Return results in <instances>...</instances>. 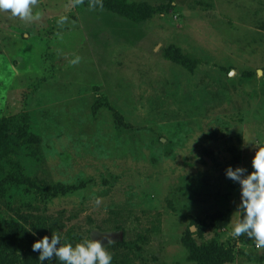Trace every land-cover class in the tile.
Here are the masks:
<instances>
[{
    "label": "rangeland",
    "instance_id": "374dc122",
    "mask_svg": "<svg viewBox=\"0 0 264 264\" xmlns=\"http://www.w3.org/2000/svg\"><path fill=\"white\" fill-rule=\"evenodd\" d=\"M102 3L0 13V264L57 231L112 264H264L225 175L264 143V0Z\"/></svg>",
    "mask_w": 264,
    "mask_h": 264
},
{
    "label": "clouds",
    "instance_id": "9594fccd",
    "mask_svg": "<svg viewBox=\"0 0 264 264\" xmlns=\"http://www.w3.org/2000/svg\"><path fill=\"white\" fill-rule=\"evenodd\" d=\"M84 0H71L70 7L83 4ZM40 0H0V13L10 14V18L19 19L25 23H31L38 19V13L34 8ZM97 5L103 8L102 0H90L89 8L94 9ZM67 21V16H61L58 23ZM80 58L76 57L71 61L78 64ZM255 147V153L251 160L252 171L241 167L233 169L228 166L225 169L227 178L240 185V202L234 213L236 220L232 224L231 236L234 238L247 236L255 242L257 249L264 248V143ZM102 203L99 197L94 198V204L99 207ZM35 235V233H32ZM107 244L114 241L108 235L103 236ZM32 250L39 252L38 260L44 262L57 258L61 264H112V255L106 250L101 239L86 237L75 243L62 241L61 234L51 233L43 236L32 244Z\"/></svg>",
    "mask_w": 264,
    "mask_h": 264
},
{
    "label": "trees",
    "instance_id": "16d2710c",
    "mask_svg": "<svg viewBox=\"0 0 264 264\" xmlns=\"http://www.w3.org/2000/svg\"><path fill=\"white\" fill-rule=\"evenodd\" d=\"M84 1L90 2V0H84ZM2 128H3V124H2V121H0V150L7 149V147L9 146L8 141L11 137L10 133H8V131L6 132V131L2 130ZM18 227H22V225L19 224ZM2 230H3L4 234L9 235V234H11L10 232L12 229L11 228L7 229V228L2 227ZM36 240L37 239H35V241ZM35 252H37V251H33V250L30 251L29 250V253L32 255L31 256L29 255L26 258V260H21V261H23L21 264H37L38 255L37 254L35 255ZM15 261H16L15 258H11L10 263H13Z\"/></svg>",
    "mask_w": 264,
    "mask_h": 264
},
{
    "label": "water",
    "instance_id": "95a60500",
    "mask_svg": "<svg viewBox=\"0 0 264 264\" xmlns=\"http://www.w3.org/2000/svg\"><path fill=\"white\" fill-rule=\"evenodd\" d=\"M261 72V70L260 69H257V73H260ZM233 72H232V70L230 71V75L232 74Z\"/></svg>",
    "mask_w": 264,
    "mask_h": 264
}]
</instances>
